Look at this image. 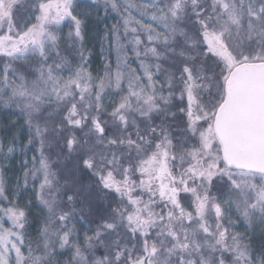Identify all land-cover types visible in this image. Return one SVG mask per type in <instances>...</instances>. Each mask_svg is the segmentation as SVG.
I'll use <instances>...</instances> for the list:
<instances>
[{
	"label": "snow or ice",
	"instance_id": "snow-or-ice-1",
	"mask_svg": "<svg viewBox=\"0 0 264 264\" xmlns=\"http://www.w3.org/2000/svg\"><path fill=\"white\" fill-rule=\"evenodd\" d=\"M0 115V264H264V0H0Z\"/></svg>",
	"mask_w": 264,
	"mask_h": 264
},
{
	"label": "trees",
	"instance_id": "trees-1",
	"mask_svg": "<svg viewBox=\"0 0 264 264\" xmlns=\"http://www.w3.org/2000/svg\"><path fill=\"white\" fill-rule=\"evenodd\" d=\"M111 20L110 19H108V20H106V21H104V23H111L110 22ZM103 25H101V27H102ZM4 119V117L2 116V115H0V120H3Z\"/></svg>",
	"mask_w": 264,
	"mask_h": 264
},
{
	"label": "rangeland",
	"instance_id": "rangeland-1",
	"mask_svg": "<svg viewBox=\"0 0 264 264\" xmlns=\"http://www.w3.org/2000/svg\"><path fill=\"white\" fill-rule=\"evenodd\" d=\"M109 19L111 20V21H110L111 23H115V20H113V19H111V18H109Z\"/></svg>",
	"mask_w": 264,
	"mask_h": 264
}]
</instances>
